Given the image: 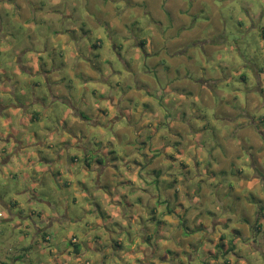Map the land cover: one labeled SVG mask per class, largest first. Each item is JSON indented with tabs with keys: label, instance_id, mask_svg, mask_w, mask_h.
<instances>
[{
	"label": "rangeland",
	"instance_id": "374dc122",
	"mask_svg": "<svg viewBox=\"0 0 264 264\" xmlns=\"http://www.w3.org/2000/svg\"><path fill=\"white\" fill-rule=\"evenodd\" d=\"M231 3L0 0V227L31 264H240L264 237V26Z\"/></svg>",
	"mask_w": 264,
	"mask_h": 264
},
{
	"label": "clouds",
	"instance_id": "9594fccd",
	"mask_svg": "<svg viewBox=\"0 0 264 264\" xmlns=\"http://www.w3.org/2000/svg\"><path fill=\"white\" fill-rule=\"evenodd\" d=\"M230 14L236 21L243 20L245 33L254 31L253 26L255 28L264 26V0H232ZM77 139L81 138L78 136ZM6 215V211H0V216ZM31 243L33 248L37 246L35 240ZM25 247L26 237L23 233L12 229L9 225L0 227V264H31L32 255L21 252V249ZM241 247L244 250L241 252L240 264H264V237L250 236L246 244ZM238 251H240L239 248ZM21 256H23L22 260L17 259Z\"/></svg>",
	"mask_w": 264,
	"mask_h": 264
},
{
	"label": "crops",
	"instance_id": "0c3cea01",
	"mask_svg": "<svg viewBox=\"0 0 264 264\" xmlns=\"http://www.w3.org/2000/svg\"><path fill=\"white\" fill-rule=\"evenodd\" d=\"M158 26H160V27H162V22H158ZM187 31V30H186ZM187 33V32H186ZM177 34H180V33H178L177 32ZM263 36H264V32H263ZM144 40V39H143ZM140 42H141V40H140ZM98 42H96V44L95 45H98L97 44ZM141 43H145V40L144 41H142ZM256 78H257V81L258 82H262L263 81V71H260V72H256ZM263 87V86H262ZM261 87V88H262ZM1 107V106H0ZM94 165H96L95 166V168L98 170L99 169V167H97V163H95ZM67 184H69V183H67ZM15 204H16V202H14ZM55 217H51V219L48 221H45V225L43 224V225H39V226H37L38 228H37V234H38V236H42V241L44 242V244H46V242H45V238L43 239V237H46V235H51V238H50V240L52 239V234L50 233V231H49V229H48V226L52 223V221H55ZM33 240H35L36 242L38 241V237H33ZM77 243H79V241H78V239H77ZM49 244V246L51 245L50 243H48ZM47 244V245H48ZM32 247V244H26V247L25 248H23V249H21V252H23V251H29V249ZM26 249V250H25ZM95 250H98V249H95ZM75 251V250H74ZM80 251V248L78 249V250H76L75 252L76 253H80L79 252ZM17 259H20V260H22L23 259V256H21V257H17ZM39 264H43L41 261H40V263ZM57 264V263H56ZM85 264H88V261H86V263Z\"/></svg>",
	"mask_w": 264,
	"mask_h": 264
},
{
	"label": "trees",
	"instance_id": "16d2710c",
	"mask_svg": "<svg viewBox=\"0 0 264 264\" xmlns=\"http://www.w3.org/2000/svg\"><path fill=\"white\" fill-rule=\"evenodd\" d=\"M143 45H144V43H142ZM34 118V117H33ZM88 159V158H87ZM258 228V227H257ZM45 239V241H50V238H51V235H46V237H44ZM73 239H75V241H72ZM73 239H71V243H72V245L74 246V250H78L79 249V243H77V239L76 238H73ZM26 250V249H25Z\"/></svg>",
	"mask_w": 264,
	"mask_h": 264
},
{
	"label": "built area",
	"instance_id": "2783aa9c",
	"mask_svg": "<svg viewBox=\"0 0 264 264\" xmlns=\"http://www.w3.org/2000/svg\"><path fill=\"white\" fill-rule=\"evenodd\" d=\"M73 241H75V239H73Z\"/></svg>",
	"mask_w": 264,
	"mask_h": 264
}]
</instances>
